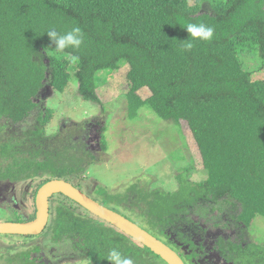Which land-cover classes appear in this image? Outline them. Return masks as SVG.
I'll list each match as a JSON object with an SVG mask.
<instances>
[{
    "label": "trees",
    "instance_id": "16d2710c",
    "mask_svg": "<svg viewBox=\"0 0 264 264\" xmlns=\"http://www.w3.org/2000/svg\"><path fill=\"white\" fill-rule=\"evenodd\" d=\"M187 23L213 27V39L196 40L186 51ZM73 26L82 29L85 40L80 49L66 52L78 59L54 57L45 32L63 33ZM250 57L259 63L257 69L248 66ZM123 65L129 67V118L147 107L164 121L186 122L207 178L192 182L182 173L173 192H146L135 185L115 197L100 189L104 199L94 200L133 215L185 264H203L206 248L192 238L197 224L189 215L195 208L228 204L236 212L231 218L246 229L264 218V0H196L194 5L188 0H0V163L7 162L0 168V184L46 177L42 186L83 173L97 157L87 151L90 159L83 161L72 154L85 151L87 144L66 134V123L48 136L54 111L38 101L47 86L64 93L73 77L81 98L102 106L98 74ZM143 88L151 92L146 99L137 94ZM35 110V128L16 132L15 125ZM94 121L75 124L76 129L88 140L96 125L94 142L106 151L107 126L101 118ZM50 201L49 222L40 235L27 236L39 240L15 257L19 263L53 264L55 253L69 246L74 259L90 264H110L105 257L112 248L134 264H167L71 199L58 194ZM35 217L36 208L29 218L13 222ZM217 246L229 264H264L263 243L219 238Z\"/></svg>",
    "mask_w": 264,
    "mask_h": 264
},
{
    "label": "rangeland",
    "instance_id": "374dc122",
    "mask_svg": "<svg viewBox=\"0 0 264 264\" xmlns=\"http://www.w3.org/2000/svg\"><path fill=\"white\" fill-rule=\"evenodd\" d=\"M188 3L194 5L196 0H188ZM202 10H207L206 4ZM246 62L251 68L259 67L256 58L250 57ZM70 68L75 69L74 65ZM128 70L129 67L123 65L121 70L98 74L100 80L98 91L102 106L82 99L76 79L73 77L64 93L56 92L48 86L44 88L38 102L42 108H51L54 111L46 125L48 136L57 133L63 123H66L68 124L66 134L75 135V141L80 138L87 144L85 151H73L72 154L83 161L90 159L86 155L87 151L97 157L88 163L83 173L70 178V182L91 198L104 199L105 195L123 196L135 185L146 192L154 189L173 192L178 187L176 177L182 173L192 182L206 179L207 173L201 162L198 146L186 122L180 121V124H176L173 121H164L147 107L142 108L134 118H129L126 99L130 89V82L126 77ZM137 94L142 99L151 96L147 88L140 89ZM36 118L37 110L15 125L16 132L20 133L21 129L25 131L34 129L37 124ZM96 118H101L107 126L106 151H102L94 142L93 138L98 137L96 125L93 124L94 127L90 129L93 136L88 140H85L86 133L83 130L80 133L76 129L75 124L95 122ZM6 165L7 162L0 163V168ZM45 179L46 177L35 178L17 184L9 181L1 183L0 222H13L18 220V217L27 219L32 216L35 212L36 194L41 187L39 185ZM100 189L107 194L101 196ZM57 200L63 201L60 198ZM115 210L140 225L130 213ZM233 214L236 212L231 210L230 205L221 202L215 205L207 204L204 208H195L189 215L197 224L196 231L192 230V238L195 244H203L207 251L203 264H229L224 261L217 248L219 238L229 240L233 244L249 242L264 244L263 217H257L250 228L246 229L238 219L231 218ZM38 240L27 236L20 238L0 235V264H21L15 257ZM64 250L55 253L54 257H58L54 259L51 257L53 264H90L88 259H74L76 255L69 246L65 252Z\"/></svg>",
    "mask_w": 264,
    "mask_h": 264
},
{
    "label": "water",
    "instance_id": "95a60500",
    "mask_svg": "<svg viewBox=\"0 0 264 264\" xmlns=\"http://www.w3.org/2000/svg\"><path fill=\"white\" fill-rule=\"evenodd\" d=\"M63 195L91 214L106 221L150 249L167 264H185L180 254L135 222L91 198L88 194L62 179L45 183L36 195V217L26 222H0V235L38 236L46 228L50 217V199Z\"/></svg>",
    "mask_w": 264,
    "mask_h": 264
},
{
    "label": "clouds",
    "instance_id": "9594fccd",
    "mask_svg": "<svg viewBox=\"0 0 264 264\" xmlns=\"http://www.w3.org/2000/svg\"><path fill=\"white\" fill-rule=\"evenodd\" d=\"M184 28L186 29L190 38L185 40L187 41L184 45L186 51H190L192 49L193 42L196 40L205 41V42L211 41L215 33V29L213 27L205 25L204 23H200V24L187 23ZM45 33H47V36L54 44V47H49L51 49L52 55H65L72 62H76L78 57L71 55L70 53H67L66 50L67 49L78 50L84 43L85 36L82 29L79 26H73L70 30L65 31L63 33L58 32L56 30H48ZM105 259H107L110 262V264H134L133 259L122 255V253L118 251L116 248L110 249Z\"/></svg>",
    "mask_w": 264,
    "mask_h": 264
},
{
    "label": "flooded vegetation",
    "instance_id": "af4514ba",
    "mask_svg": "<svg viewBox=\"0 0 264 264\" xmlns=\"http://www.w3.org/2000/svg\"><path fill=\"white\" fill-rule=\"evenodd\" d=\"M39 190V189H38ZM38 192V191H37ZM34 205H35V207H36V200L34 201Z\"/></svg>",
    "mask_w": 264,
    "mask_h": 264
}]
</instances>
